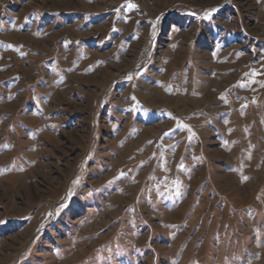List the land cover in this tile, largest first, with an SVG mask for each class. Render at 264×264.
Returning a JSON list of instances; mask_svg holds the SVG:
<instances>
[{
	"label": "rangeland",
	"instance_id": "1",
	"mask_svg": "<svg viewBox=\"0 0 264 264\" xmlns=\"http://www.w3.org/2000/svg\"><path fill=\"white\" fill-rule=\"evenodd\" d=\"M0 264H264V0H0Z\"/></svg>",
	"mask_w": 264,
	"mask_h": 264
},
{
	"label": "snow or ice",
	"instance_id": "2",
	"mask_svg": "<svg viewBox=\"0 0 264 264\" xmlns=\"http://www.w3.org/2000/svg\"><path fill=\"white\" fill-rule=\"evenodd\" d=\"M212 11H216V10L213 9ZM9 47H11V45H10ZM245 179H247V178H245ZM73 183H74V184H75V183H78V180H77V181H74ZM61 207H64V205H61ZM49 215H51V213H49Z\"/></svg>",
	"mask_w": 264,
	"mask_h": 264
}]
</instances>
